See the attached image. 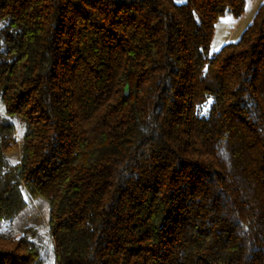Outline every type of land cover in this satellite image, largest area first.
<instances>
[{"label": "trees", "instance_id": "obj_1", "mask_svg": "<svg viewBox=\"0 0 264 264\" xmlns=\"http://www.w3.org/2000/svg\"><path fill=\"white\" fill-rule=\"evenodd\" d=\"M246 3L0 0V264H264V1L210 51Z\"/></svg>", "mask_w": 264, "mask_h": 264}, {"label": "rangeland", "instance_id": "obj_2", "mask_svg": "<svg viewBox=\"0 0 264 264\" xmlns=\"http://www.w3.org/2000/svg\"><path fill=\"white\" fill-rule=\"evenodd\" d=\"M186 0H174L175 3H182ZM264 0H247L244 14L239 17L226 15L218 22L211 44V53L217 52L226 43L236 41L243 30L252 21L259 5ZM2 107V106H0ZM3 112V109L2 111ZM20 149L8 153V157L13 163L20 160ZM28 206L16 219L13 225V235L20 234L27 227H34L38 236L45 242L48 241V215L49 206L44 198H33L27 195Z\"/></svg>", "mask_w": 264, "mask_h": 264}, {"label": "snow or ice", "instance_id": "obj_3", "mask_svg": "<svg viewBox=\"0 0 264 264\" xmlns=\"http://www.w3.org/2000/svg\"><path fill=\"white\" fill-rule=\"evenodd\" d=\"M0 111H2V107H0Z\"/></svg>", "mask_w": 264, "mask_h": 264}]
</instances>
